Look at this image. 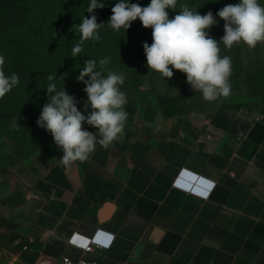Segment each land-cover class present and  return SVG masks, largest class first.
<instances>
[{
	"label": "crops",
	"instance_id": "1",
	"mask_svg": "<svg viewBox=\"0 0 264 264\" xmlns=\"http://www.w3.org/2000/svg\"><path fill=\"white\" fill-rule=\"evenodd\" d=\"M124 110L107 150L16 163L0 181L4 262L264 264V106L190 119L127 97Z\"/></svg>",
	"mask_w": 264,
	"mask_h": 264
},
{
	"label": "rangeland",
	"instance_id": "2",
	"mask_svg": "<svg viewBox=\"0 0 264 264\" xmlns=\"http://www.w3.org/2000/svg\"><path fill=\"white\" fill-rule=\"evenodd\" d=\"M73 1L0 0V55L5 57L4 72L7 76L12 73L19 76V84L0 99V181L11 175L16 163L33 166L39 159L48 160L63 152L52 135L38 126L37 120L43 106L49 102L46 89L50 83L73 96L84 115L91 112L90 107H85L88 99L85 84L77 80L88 59L98 63L108 58L110 62L104 74L107 71L122 73L125 81L120 88L130 100L173 115L193 119L198 114L208 119L224 108L264 106V43L249 50L243 43L227 49L220 41L224 21L216 13L239 0H219L218 3L217 0H178L175 10L167 9L170 19L179 14L183 4L201 15L211 11L216 17V24L207 32L218 41L221 57L231 58L232 71L231 94L213 102L205 101L200 92L194 91L185 74L173 69L174 75L168 79L148 68L143 44L151 45L152 29L144 28L139 19L133 21L127 31L123 28L115 31L104 20L102 24L109 32L103 24L99 45L86 47L83 44L82 51L73 58L72 49L80 40L76 26L82 21L77 14L79 5L72 7L77 0ZM150 2L132 1L142 7ZM258 2L264 5V0ZM95 16L101 24L99 14ZM49 75L56 78L49 81ZM83 128L96 132V128L87 123ZM0 264H7L2 256Z\"/></svg>",
	"mask_w": 264,
	"mask_h": 264
},
{
	"label": "clouds",
	"instance_id": "3",
	"mask_svg": "<svg viewBox=\"0 0 264 264\" xmlns=\"http://www.w3.org/2000/svg\"><path fill=\"white\" fill-rule=\"evenodd\" d=\"M177 2L151 0L146 7H141L119 0L111 9L107 26L115 31L121 28L127 31L132 22L139 19L144 28L152 29L151 45L143 44L149 69L168 79L173 77V69L185 74L187 83L207 102L228 97L231 94L232 61L229 56L221 57L218 41L207 32L216 24L215 17L211 11L201 15L183 4L179 14L170 19L167 9L175 10ZM103 7L98 0H90L88 13ZM216 15L224 21V35L220 41L227 49L243 43L253 50L258 43H264V5L258 0H239L237 4L224 6ZM102 26L95 15L83 17L76 26L80 40L72 49L73 58L82 51L84 42L99 40L98 30ZM109 62L108 58L100 59L98 63L88 59L77 77L85 84L84 92L88 98L85 107L91 108L88 115L78 110L73 96L63 88L57 90L55 83H50L46 89L49 102L43 106L37 124L49 132L54 143L62 149L60 162L64 167H71L77 161L86 162L97 144L107 150L115 142L122 141L128 118L124 110L127 96L120 88L125 76L113 71H107L105 75V66ZM4 65L5 57L0 55V99L19 84L18 74L5 75ZM55 78L48 76L49 81ZM85 123L98 132L84 130Z\"/></svg>",
	"mask_w": 264,
	"mask_h": 264
},
{
	"label": "trees",
	"instance_id": "4",
	"mask_svg": "<svg viewBox=\"0 0 264 264\" xmlns=\"http://www.w3.org/2000/svg\"><path fill=\"white\" fill-rule=\"evenodd\" d=\"M77 1H76L77 4L76 3H72V7L75 8V6H78L79 5L78 8H77L78 17L80 16V19L79 20H82L83 17H85L86 14H87L86 16H88V14H91V16L92 15H95V14H99L98 18L101 19L100 20L101 24H102V22L104 20L107 21V23H109V19H110L111 15H112L111 9H112V7L115 6L116 3L119 2V0H98L99 3H103L104 4V7L102 9L101 8H97L93 13H87L88 12V7L90 5V0H77ZM132 1L133 0H126V2H130V3H132ZM218 2H219V0H217L216 3H218ZM72 7H71V10H72ZM102 28H103V26H102ZM102 28H100L98 30V35L100 34V32L103 33V29ZM105 28L107 29V26L106 25H105ZM107 31H108V29H107ZM104 33L108 34L106 31H104ZM99 39H100V37H99ZM84 45L86 47H89V46H98L99 45V42L98 41H93V40H90V41L88 40V41L84 42Z\"/></svg>",
	"mask_w": 264,
	"mask_h": 264
},
{
	"label": "built area",
	"instance_id": "5",
	"mask_svg": "<svg viewBox=\"0 0 264 264\" xmlns=\"http://www.w3.org/2000/svg\"><path fill=\"white\" fill-rule=\"evenodd\" d=\"M99 244H88L85 246V250L86 251H91L93 250L95 247H99ZM60 264H98L96 261H89L85 258H80V259H72L70 256H64L60 262Z\"/></svg>",
	"mask_w": 264,
	"mask_h": 264
}]
</instances>
